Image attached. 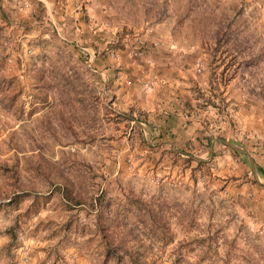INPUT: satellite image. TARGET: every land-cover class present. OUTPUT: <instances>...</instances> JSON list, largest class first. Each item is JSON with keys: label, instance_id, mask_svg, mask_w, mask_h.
Segmentation results:
<instances>
[{"label": "rangeland", "instance_id": "1", "mask_svg": "<svg viewBox=\"0 0 264 264\" xmlns=\"http://www.w3.org/2000/svg\"><path fill=\"white\" fill-rule=\"evenodd\" d=\"M48 1L0 0V264H264V141L230 131L264 128V0H99L92 34ZM133 34L215 82L213 120L160 136L114 109L96 66Z\"/></svg>", "mask_w": 264, "mask_h": 264}, {"label": "crops", "instance_id": "2", "mask_svg": "<svg viewBox=\"0 0 264 264\" xmlns=\"http://www.w3.org/2000/svg\"><path fill=\"white\" fill-rule=\"evenodd\" d=\"M116 51L119 53L118 58L111 57L109 49L103 50L104 59H99L96 66V71L100 74L98 82L103 86L104 93L108 95V101L110 100L114 109L123 113L135 114L130 122L139 124L140 128L144 129L143 131L147 132L144 126L152 124L156 126L157 132H155L160 136H164L165 132L166 135L175 133L179 128L188 134L200 122L203 121L206 124L207 120H213V117L217 116L215 110L220 108L216 106V103H209V100L205 98L207 96L206 88L212 87L213 91L216 89L212 79L210 81L206 77L195 76L196 78L193 80V77L173 75L172 69L168 71L166 62H161V59L155 60L153 52L145 50V56L140 59L143 62L137 63L123 56L126 52L123 53L119 49ZM192 74L194 75L193 72ZM149 76H155L156 83L153 87L145 89L142 82ZM192 86L198 87L197 91L200 97L191 94ZM236 113L238 114L237 111ZM124 115L128 117V114ZM243 126L244 130L242 131L238 130L239 127L236 128V126L235 129L230 128V131L232 135L245 132V137H247L245 140L249 143L248 150L255 148L253 145L257 141L260 144L264 141V128H254L251 120L247 118L244 119ZM219 140L214 141L215 144L237 147L227 140L223 142ZM160 141L162 140H158L156 144H165L166 147L173 148L172 141L167 143ZM212 141L213 139H210V144ZM257 152L260 154V160L259 158H249L250 170L253 175H255L256 167H261L264 172V154L261 153V150ZM247 155L248 157L252 156L251 153L246 152Z\"/></svg>", "mask_w": 264, "mask_h": 264}, {"label": "built area", "instance_id": "3", "mask_svg": "<svg viewBox=\"0 0 264 264\" xmlns=\"http://www.w3.org/2000/svg\"><path fill=\"white\" fill-rule=\"evenodd\" d=\"M39 1H41L42 3L48 6L52 5L51 2H49L48 0H39ZM69 1L70 0H63V2L61 3L62 7H61L60 15L62 18H65L67 15L71 16V19L73 20V23H74V27L78 32L85 34L87 31V33L92 34L93 32H95L96 30L100 28L109 27V20L107 18L100 20V17L97 16L93 12L94 6L99 5V0H75V4L72 7L69 6ZM27 3L28 2L25 1L24 6L27 5ZM52 11L53 10L51 7L50 12H49V17L50 19H52V22H53V20L55 19L53 17L54 15H52ZM51 24L53 27L55 26V24L53 23ZM56 31H58V29ZM146 31L151 32V29H147ZM56 33L58 34V32ZM127 36H129V34L125 35V38H127ZM70 41L72 43L71 45H73L74 47L78 49L81 48L80 46L81 44L78 43L75 39L73 40L71 39ZM133 43H134L133 49L131 50L125 49L123 51L126 52V54L130 56L133 55L135 58L141 59L145 54V49L143 47L144 41L137 34H133ZM124 45H125V48L128 47V43H125ZM83 49L88 51V48L86 47ZM28 51L31 52L30 49H28ZM109 54L111 57H114V58H118V55H119V53L114 49L112 50L109 49ZM94 57H95L94 53L91 50H89L87 52V61H88V66L90 68L92 67V64L94 62ZM155 83H156V77L149 76L143 80L142 86L143 88L148 89V88L153 87ZM70 149L73 151L74 147L71 146ZM26 260L27 259L25 258L24 261Z\"/></svg>", "mask_w": 264, "mask_h": 264}]
</instances>
